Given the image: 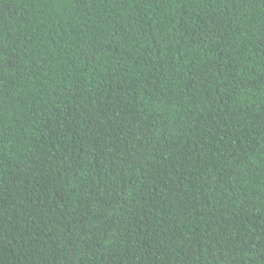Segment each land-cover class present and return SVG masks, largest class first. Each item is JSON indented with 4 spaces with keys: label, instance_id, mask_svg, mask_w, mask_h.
<instances>
[{
    "label": "trees",
    "instance_id": "obj_1",
    "mask_svg": "<svg viewBox=\"0 0 264 264\" xmlns=\"http://www.w3.org/2000/svg\"><path fill=\"white\" fill-rule=\"evenodd\" d=\"M0 264H264V0H0Z\"/></svg>",
    "mask_w": 264,
    "mask_h": 264
}]
</instances>
